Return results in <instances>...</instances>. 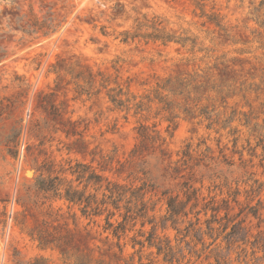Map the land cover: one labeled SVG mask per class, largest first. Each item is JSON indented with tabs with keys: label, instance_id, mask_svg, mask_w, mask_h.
<instances>
[{
	"label": "rangeland",
	"instance_id": "rangeland-1",
	"mask_svg": "<svg viewBox=\"0 0 264 264\" xmlns=\"http://www.w3.org/2000/svg\"><path fill=\"white\" fill-rule=\"evenodd\" d=\"M204 2L223 24L212 33V44L209 38L204 41L220 56L217 64L208 59L209 69L186 64V50L174 43L112 40L113 31L130 28L142 14L162 15L167 29L181 26L198 33L203 19L192 13L190 0H0V264H28L39 256L47 264H75L58 247H40L30 236L35 229L44 230L48 240L64 236L72 251L100 256L109 264H139L133 253L138 246L126 243L120 252L115 238L102 230V217L89 221L76 206L68 209L63 200L36 190L39 174H59L67 160L87 163L111 180L149 185L146 197L157 215L165 211L163 192L183 197L182 183L188 182L205 197L200 204L210 197L218 203L227 200L229 214L246 217L250 235L260 231L264 237V0ZM115 56L122 58L117 66ZM60 59L76 70L117 73L130 79L133 91L169 74L197 72L196 84H204L191 97L199 99L214 122L207 127L209 121L198 110L187 115L176 108L177 126L170 134L159 115L124 118L110 109L104 90L96 92L97 83L90 94L79 95L75 78L60 74ZM177 101L183 106L181 98ZM137 120L154 137L143 145ZM250 206L260 208L259 216L246 214ZM210 214L200 213L202 230ZM223 215L221 209L218 216ZM188 220H195L193 214L178 227ZM139 227L137 222L134 229ZM143 229L148 231L150 224ZM156 234L178 249L176 257L182 258L174 264H264V249L250 242L239 241L228 250L221 237L210 244L215 235H204L202 244L197 233L182 237L169 223ZM155 251L144 247L141 261L168 264Z\"/></svg>",
	"mask_w": 264,
	"mask_h": 264
},
{
	"label": "trees",
	"instance_id": "trees-1",
	"mask_svg": "<svg viewBox=\"0 0 264 264\" xmlns=\"http://www.w3.org/2000/svg\"><path fill=\"white\" fill-rule=\"evenodd\" d=\"M190 3L193 5L192 13L203 19L198 33H193L189 28L181 26L178 29H167L166 19L162 15L142 14L133 21L130 28L113 31L111 33L112 40H117L120 44L143 42L144 44L168 45L174 43L186 50L187 55L182 58L186 64L192 63L198 66L205 64L209 69L208 59L213 58L217 64L220 56L214 55V48L205 45L204 41L209 38L212 44L214 38L212 33L215 29H223L222 17L216 11H208L204 0H190ZM210 25L214 28L211 29ZM203 27L205 28L203 29ZM100 32L107 36L104 26L100 27ZM199 33H202V36ZM119 61H122V58L115 56L112 60L113 66H117ZM62 62L63 59H60V74H71L75 78V91L79 95L90 94V89L97 83L96 92L104 90L105 97L111 106L110 109L122 112L124 118L131 115L137 119L147 120L159 115L167 122L166 131L170 134L177 126L175 119L178 117V113H174L176 108L182 109L187 115L192 114L193 109L198 110V115L203 120L209 121L207 127L214 122L206 107L198 105L199 99L191 97V93L204 84H196L197 72L169 74L156 80L154 85L143 88L141 91H133L130 88V79H122L117 73L112 75L101 71L76 70L73 66L64 65ZM210 77L208 76L207 79ZM79 81H82V84ZM210 88L216 93L219 92L217 89H213V86ZM178 98L182 99L183 106L177 101ZM190 102L193 103L192 106H189ZM137 121L139 123L138 136L140 144L143 145L145 139L154 137L148 133L150 130L148 126ZM152 127H155V123ZM152 131L158 135L156 130L152 129ZM68 133L69 131H66V134ZM132 152H137V146ZM47 170L50 171V169ZM59 172L53 176L39 174L35 185L36 190L47 197L63 200L68 209L76 206L80 215L88 218L89 221L95 222L96 218L102 217V230L115 238V245L120 252L126 243H129L132 248L138 246L133 253H138L139 264H160L153 258H148L146 262L141 261V252L144 247H155V257H161L163 263H179L182 256L176 257L178 249L170 243L167 237L161 238L156 234L158 227L165 229L168 223L177 234H182V237L187 236L190 231L194 237L197 233L199 235L197 240L202 244L204 235L211 238L215 235L210 244L221 237V241L225 242V248L228 250L239 241L250 242L253 246L257 248L261 246L264 249L262 232L258 231L255 235H250L249 229L244 225L246 217L236 219L238 214L230 215L231 208L227 200L223 199L218 203L214 197H210L200 204V200L203 201L205 197L200 198L198 189L192 187L188 182L182 183L183 197H180L179 194L168 195L167 192H163L165 211L163 214L157 215L151 197H146L151 187L145 183L136 186L132 183L111 180L103 176L96 168L80 161H65L64 165L60 164ZM67 174L72 178H68ZM199 204L200 208H198ZM221 209L224 210V215L219 217L218 212ZM244 209H240L239 213ZM208 210L211 211V214L203 220L205 229L202 230L199 215L202 212L206 216ZM259 210L258 206H250L246 214L251 213L256 217L259 216ZM189 214H193L195 220H188L187 225L180 229L179 223L183 222ZM137 222L140 223V227L135 230ZM146 223L150 224L148 231L143 229ZM132 231V235L128 236V233ZM46 235L42 229H35L30 234L40 247L45 248L49 245L58 247L62 256L66 259L73 258L75 264H109L100 256L93 257L90 253L72 251L69 241L64 236L48 240ZM251 237L252 240L249 241ZM121 240L124 242L121 243ZM151 254L149 252L147 256ZM28 264H47V259L42 256L35 257Z\"/></svg>",
	"mask_w": 264,
	"mask_h": 264
}]
</instances>
